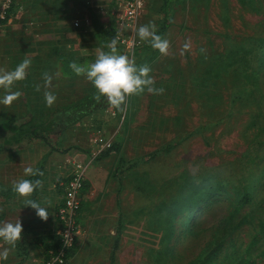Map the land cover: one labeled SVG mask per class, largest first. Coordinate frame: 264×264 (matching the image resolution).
<instances>
[{
  "label": "rangeland",
  "instance_id": "1",
  "mask_svg": "<svg viewBox=\"0 0 264 264\" xmlns=\"http://www.w3.org/2000/svg\"><path fill=\"white\" fill-rule=\"evenodd\" d=\"M161 4L150 0L131 31L120 25L118 0H0V73L31 61L12 88L20 97L0 104V125L35 124L85 94L89 81L57 75L52 51L95 60L91 17L116 40L133 35L142 54L148 42L137 30L162 22ZM169 12L166 55L136 59L117 40L118 54L147 65L162 94L130 95L122 111H96L48 144L0 152V224L18 220L21 235L48 245L59 231L57 194L44 197L48 181L69 176L74 161L88 164L79 233L64 264H264V0H171ZM45 91L56 96L50 107ZM170 144L169 153L149 157ZM42 161L37 194L50 206L43 221L29 206L12 212L1 194Z\"/></svg>",
  "mask_w": 264,
  "mask_h": 264
},
{
  "label": "clouds",
  "instance_id": "2",
  "mask_svg": "<svg viewBox=\"0 0 264 264\" xmlns=\"http://www.w3.org/2000/svg\"><path fill=\"white\" fill-rule=\"evenodd\" d=\"M137 35L141 41L148 42L151 47L159 53L166 55L169 48V41L163 39L156 31V25L152 22L141 25L137 30ZM117 40L112 39L108 45L109 51H101L94 62L82 65L76 61L69 64V68L77 75H83L95 89L94 99L97 102H106L116 110H123L126 98L130 95H138L145 90L152 94H162L163 88L153 87V79L149 76L151 69L147 65L137 66L135 57L125 54H118ZM189 42H185L183 50L190 49ZM31 61L24 59L13 70L0 73V88L5 90V94L0 97V104L10 106L17 100L21 92L13 91L14 84L25 79L27 69ZM59 75V73H57ZM52 76L44 74V87L51 83ZM39 90V86H37ZM44 100L47 106H51L56 96L50 91L44 92ZM43 173L38 168L27 167L24 169L25 177H38ZM39 179L32 180L21 178L13 183V191L24 199V203L34 209L37 217L42 221L49 215V207H43L37 201L29 199L33 191L40 186ZM22 225L17 220L15 223L0 224V240L8 245L0 252V264L8 259L9 252L14 250L18 241L21 240Z\"/></svg>",
  "mask_w": 264,
  "mask_h": 264
},
{
  "label": "trees",
  "instance_id": "3",
  "mask_svg": "<svg viewBox=\"0 0 264 264\" xmlns=\"http://www.w3.org/2000/svg\"><path fill=\"white\" fill-rule=\"evenodd\" d=\"M243 1V0H242ZM171 0H162V4L160 7V13L162 15V22L156 25L157 34L161 37L167 31L170 26L169 21V8H170ZM93 16V15H92ZM7 20V17L5 18ZM93 24V38L97 42L101 51L108 52V45L112 39H116V35L113 29L102 28L99 27L96 23L95 16L91 17ZM5 22V21H4ZM117 51H121L120 47L116 45ZM157 50L153 49L151 45L148 43L142 54H136L133 52L132 55L138 59L139 57L154 54ZM52 56L54 57V64L58 70V73L63 79L68 78H79L81 76L75 75L72 70L69 68V64L72 61H76L79 64L86 65L88 63L94 62V59L90 57H82V58H74L69 56L60 49H53ZM95 89L88 82V87L86 89L85 94L77 101L71 102L67 105L61 106L54 111H52L45 118L37 121L35 124L25 123L23 119H14L10 118L4 123L0 125V152H10L16 151L19 149L27 148L29 145L33 143H44L48 144L49 141L56 139L63 131H65L68 127L73 126L83 120L85 117L90 116L92 113L96 111L106 110L107 108H112L106 102H97L94 99ZM176 147V144L167 145L162 151H155L150 154V158H153L158 153H169ZM45 160V158H43ZM123 159L120 158L115 166L114 175L119 177L122 171L125 169L123 167ZM128 166L127 168H129ZM38 169L44 175V165L43 161L39 165ZM42 176L38 177H28L27 179L36 180L42 179ZM37 188L33 191L32 197L35 196ZM244 198H247L244 197ZM222 228L225 230V223L222 225ZM260 231L264 230V224H261L259 227ZM46 241V238L44 239ZM59 247L58 237L54 238V242L51 239V243L45 246V253L49 251H55ZM116 246L114 247V249ZM72 249V248H71ZM68 250L66 253V259L70 256L72 250ZM216 250L209 252L208 256H211ZM206 257V258H207ZM237 264H256V261H247V262H238Z\"/></svg>",
  "mask_w": 264,
  "mask_h": 264
},
{
  "label": "built area",
  "instance_id": "4",
  "mask_svg": "<svg viewBox=\"0 0 264 264\" xmlns=\"http://www.w3.org/2000/svg\"><path fill=\"white\" fill-rule=\"evenodd\" d=\"M120 13H117L121 26L131 31L136 27L145 6L150 0H118ZM114 14V12H113ZM78 27V23H74ZM133 35L117 37L119 44L123 45L129 53L135 50ZM72 172L60 183L62 189L61 203L57 209L59 231L57 233L59 247L55 251H49L43 264H64L66 253L70 250L79 233L77 218L81 207V193L84 188L85 175L88 164L72 162Z\"/></svg>",
  "mask_w": 264,
  "mask_h": 264
},
{
  "label": "crops",
  "instance_id": "5",
  "mask_svg": "<svg viewBox=\"0 0 264 264\" xmlns=\"http://www.w3.org/2000/svg\"><path fill=\"white\" fill-rule=\"evenodd\" d=\"M43 177L45 178L46 175L44 174ZM22 178H28V177H22ZM44 178H43V181H44ZM54 178L55 177L53 176L52 179ZM64 179L65 177L57 178L54 181H50L49 179L48 181L49 186H47V192L44 194V197L47 198V201H49V199L53 197V191L54 193L57 194L58 201L56 203L57 204L56 209H58V206L61 203L62 189L60 187V183ZM4 192H6V195H8L4 197H5V200H7V204L12 207L11 208L12 212H20V211H23V209H26L28 207L24 203V199L22 200V198H20L13 191V188L4 189V191H1V194H4ZM10 199H13L11 203L8 202ZM29 199L37 201L38 203L40 202L38 199L37 190L35 192V196L32 197V194H31ZM21 206H24V208H21ZM4 223L5 221L2 222V224ZM45 238L35 239V236L24 237V235H21V240L17 242L15 249L10 251L8 259L4 262V264H10L9 262L11 261L14 262V264H43L46 258L45 246L47 243L46 241H44ZM4 248H6L5 243L0 242V252H2Z\"/></svg>",
  "mask_w": 264,
  "mask_h": 264
}]
</instances>
